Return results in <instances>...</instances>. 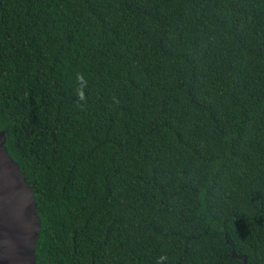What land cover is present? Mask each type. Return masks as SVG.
Returning a JSON list of instances; mask_svg holds the SVG:
<instances>
[{
    "label": "trees",
    "instance_id": "1",
    "mask_svg": "<svg viewBox=\"0 0 264 264\" xmlns=\"http://www.w3.org/2000/svg\"><path fill=\"white\" fill-rule=\"evenodd\" d=\"M2 130L36 264H264V0H0Z\"/></svg>",
    "mask_w": 264,
    "mask_h": 264
},
{
    "label": "water",
    "instance_id": "2",
    "mask_svg": "<svg viewBox=\"0 0 264 264\" xmlns=\"http://www.w3.org/2000/svg\"><path fill=\"white\" fill-rule=\"evenodd\" d=\"M5 137L0 131V264H36L41 221L34 191L9 157Z\"/></svg>",
    "mask_w": 264,
    "mask_h": 264
},
{
    "label": "clouds",
    "instance_id": "3",
    "mask_svg": "<svg viewBox=\"0 0 264 264\" xmlns=\"http://www.w3.org/2000/svg\"><path fill=\"white\" fill-rule=\"evenodd\" d=\"M78 79H79V82H80V85H79V88H78V97H79V100L83 101L85 99L84 92H83L85 81L83 80V77H78ZM166 259H167V257L160 256V257L157 258L156 264H161V262L166 260Z\"/></svg>",
    "mask_w": 264,
    "mask_h": 264
}]
</instances>
